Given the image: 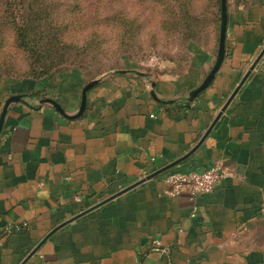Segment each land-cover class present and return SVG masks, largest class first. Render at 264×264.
<instances>
[{"label":"crops","instance_id":"0c3cea01","mask_svg":"<svg viewBox=\"0 0 264 264\" xmlns=\"http://www.w3.org/2000/svg\"><path fill=\"white\" fill-rule=\"evenodd\" d=\"M263 48L264 0H229L225 59L192 100L216 61L213 42L191 41L185 68L99 75L75 118L25 95L46 79L14 81L7 98L24 101L9 107L0 134V232L11 230L0 264H21L76 216L24 264H264V55L186 156ZM88 82L77 68L62 71L46 97L76 114ZM216 162L232 174L210 193H165L167 174Z\"/></svg>","mask_w":264,"mask_h":264},{"label":"rangeland","instance_id":"374dc122","mask_svg":"<svg viewBox=\"0 0 264 264\" xmlns=\"http://www.w3.org/2000/svg\"><path fill=\"white\" fill-rule=\"evenodd\" d=\"M43 1L42 7L52 15L64 40L76 45L72 51L76 62L62 68H82L89 78L124 68L148 73L185 68L189 43L198 39L197 42L207 44L212 36L209 27L190 41L187 38L197 30L196 25L187 27L186 20H191V15L202 19L212 16V10H206L203 0H198V8L193 11L187 10L189 6L180 5V0ZM127 20L133 24H127ZM51 28L54 34L56 31ZM13 33L10 25H3L0 19V110L7 99V89L28 75L29 61L16 46ZM261 233L264 238V232Z\"/></svg>","mask_w":264,"mask_h":264},{"label":"trees","instance_id":"16d2710c","mask_svg":"<svg viewBox=\"0 0 264 264\" xmlns=\"http://www.w3.org/2000/svg\"><path fill=\"white\" fill-rule=\"evenodd\" d=\"M205 1L206 2L203 0V6H206V10H212V16H210V18L205 17L202 19V17L191 15L189 17L191 20H186L187 27L191 28L193 25H196L195 27H197V30H193L190 33L191 35L189 34L187 38H190V41L196 34H201L200 31H208V28L211 27L209 34L212 36L207 44L210 45L211 42H213L214 48L216 49V52H218L221 23V0ZM43 2V0H2L0 6V19L3 21V25H10L14 32L13 35L16 46L23 54H25L29 61L28 75L21 80L47 79L48 81L44 89L25 94L32 98L46 97L48 95L46 89L55 87V82L59 73L72 68H77H62L67 63L73 64L76 62V57H73L72 55V51L76 49V45L64 40L60 28H58L59 26L54 24L52 15H49L47 10L42 7ZM182 4L189 6L187 10L190 11L198 8V0H180V5ZM227 6H229V0H227ZM118 14L120 19H122L121 14H123V12L120 11ZM175 18L178 19L177 17ZM180 20L182 21L183 19L180 18ZM182 22L184 23V21ZM127 24H133L132 20H127ZM52 26L56 31L54 34L51 33ZM199 27H201V29ZM77 69L85 74L82 68ZM6 71L8 73V70ZM96 77H88V79L91 81ZM0 79H2L1 72Z\"/></svg>","mask_w":264,"mask_h":264},{"label":"water","instance_id":"95a60500","mask_svg":"<svg viewBox=\"0 0 264 264\" xmlns=\"http://www.w3.org/2000/svg\"><path fill=\"white\" fill-rule=\"evenodd\" d=\"M227 29H228V6H227V0H221V23H220V38H219V49H218V53H217V58L216 61L212 67V69L210 70V72L207 74V76L205 77V79L203 80V82L196 87L194 90H192L190 92V99H194L196 98L204 89H206L214 80L217 72L219 71V69L222 66V63L225 59V55H226V39H227ZM264 55V48L263 50L260 52V54L258 55V57L256 58L255 62L251 65L250 70L247 71V73L244 75V77L242 78V80L240 81V83L237 85V87L235 88V90L232 92V94L230 95V97L228 98L226 104L224 105V107L222 108L221 112L218 114L217 118L214 120L213 124L210 126L209 130L207 131V133L203 136L202 140L197 144V146L191 150V152H189L186 156H189L190 154H192L204 141V139L207 137V135L209 134V132L211 131V129L213 128L214 124L217 122V120L219 119V117L221 116V114L223 113V111L227 108V106L229 105V103L232 101V99L235 97V95L238 93L239 89L241 88V86L243 85V83L247 80V78L249 77V75L251 74L252 70L254 69L255 65L260 61V59L262 58V56ZM121 72H128L130 70H119ZM139 74L146 76L147 73L145 72H140L138 71ZM100 78H96L91 80L90 82H88L82 91V99H81V103H80V107L79 110L76 114L70 115L66 112L65 108L54 98L51 97H43L40 98L38 100L39 104H50L52 105L57 111H59L61 114H63L64 116L68 117V118H75V117H79L81 116L87 107V102H88V92L97 84L99 83ZM155 95V92H152ZM19 101H24V96L22 94H14L9 96L2 107L1 113H0V134L2 132L3 126H4V121H5V117L6 114L9 110V107L15 103V102H19ZM185 156V157H186ZM184 159V158H182ZM181 159V160H182ZM181 160H177L175 162H173L172 164H169L167 166H165L164 168H161L160 170H157L156 172L148 175L146 178L139 180L138 182L132 184L131 186L127 187L126 189L122 190L121 192H119L118 194H115L101 202H99L98 204H96L95 206H93L92 208H90L89 210H87L84 213H87L88 211H90L91 209H94L104 203H106L107 201L115 198L116 196H118L119 194L132 189L133 187L141 184L142 182H144L145 180L156 176L164 171H166L167 169H169L171 166H173L174 164L178 163ZM81 214V215H82ZM78 216H76L77 218ZM76 218H72L71 220H68L67 222H65L64 224H62L61 226L65 225L66 223L76 219ZM55 228L54 230H52L51 232H49L40 242L39 244L30 252V254L26 257V259L21 263L24 264L33 254L36 253V251L41 247V245L52 235V233H54L59 227Z\"/></svg>","mask_w":264,"mask_h":264},{"label":"built area","instance_id":"2783aa9c","mask_svg":"<svg viewBox=\"0 0 264 264\" xmlns=\"http://www.w3.org/2000/svg\"><path fill=\"white\" fill-rule=\"evenodd\" d=\"M231 174L230 168L222 162H216L206 169L172 172L163 178L165 193L171 196L184 193L192 196L208 194L218 182L231 176ZM9 232L11 230L0 232V241ZM157 244H159L158 241Z\"/></svg>","mask_w":264,"mask_h":264}]
</instances>
